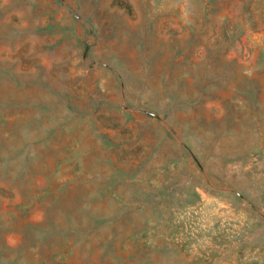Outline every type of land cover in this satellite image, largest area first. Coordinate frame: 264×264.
I'll use <instances>...</instances> for the list:
<instances>
[{
  "label": "rangeland",
  "instance_id": "374dc122",
  "mask_svg": "<svg viewBox=\"0 0 264 264\" xmlns=\"http://www.w3.org/2000/svg\"><path fill=\"white\" fill-rule=\"evenodd\" d=\"M0 264H264V0H0Z\"/></svg>",
  "mask_w": 264,
  "mask_h": 264
}]
</instances>
